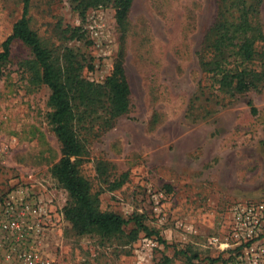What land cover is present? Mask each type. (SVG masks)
Instances as JSON below:
<instances>
[{
    "label": "rangeland",
    "instance_id": "1",
    "mask_svg": "<svg viewBox=\"0 0 264 264\" xmlns=\"http://www.w3.org/2000/svg\"><path fill=\"white\" fill-rule=\"evenodd\" d=\"M23 5L0 0V51ZM219 10L220 0H134L122 27L113 5L83 16L70 0H32V27L61 61L71 48L86 79L104 82L122 60L130 109L83 131L80 169L102 211L141 215L157 232L130 241V223L124 239L108 240L73 227L69 192L51 173L63 153L47 119L50 90L31 48L15 39L0 73V201L22 188L48 201L45 247L55 264H235L232 208L264 204V39L258 87L208 99L199 53ZM260 11L264 32V2Z\"/></svg>",
    "mask_w": 264,
    "mask_h": 264
},
{
    "label": "trees",
    "instance_id": "2",
    "mask_svg": "<svg viewBox=\"0 0 264 264\" xmlns=\"http://www.w3.org/2000/svg\"><path fill=\"white\" fill-rule=\"evenodd\" d=\"M80 15L89 8L116 7L118 24L125 27L134 0H70ZM21 17L14 23L12 34L3 42L0 51L2 65L10 56L11 43L18 39L31 48L34 54L36 78L49 90L47 119L52 125L61 145L63 156L51 168V173L71 197L67 218L79 234L96 233L108 240L126 237L124 227L134 223L129 235L134 241L140 231L156 235L143 221L141 215L125 218L117 212L102 211L99 193L93 191L91 180L81 173L80 164L88 153L87 139L83 131L96 125L107 127L130 109L131 85L122 60L114 64L112 73L104 82L86 79L81 73V64L71 48L61 58L43 42L32 27L30 7L32 0H23ZM264 0H220L218 17L205 38L200 50L202 69L207 78L205 85L208 99L211 96L234 97L258 87L263 74L256 61L262 55L258 42L264 39L259 18ZM196 95V98H201ZM117 185H120L118 183ZM160 242L166 244L162 237ZM168 260V259H167ZM221 260V259H216ZM228 264V261H223Z\"/></svg>",
    "mask_w": 264,
    "mask_h": 264
},
{
    "label": "built area",
    "instance_id": "3",
    "mask_svg": "<svg viewBox=\"0 0 264 264\" xmlns=\"http://www.w3.org/2000/svg\"><path fill=\"white\" fill-rule=\"evenodd\" d=\"M48 201L18 189L0 201V261L4 264H55L45 242L52 227ZM228 237L236 246L235 264H264V204L232 208Z\"/></svg>",
    "mask_w": 264,
    "mask_h": 264
}]
</instances>
